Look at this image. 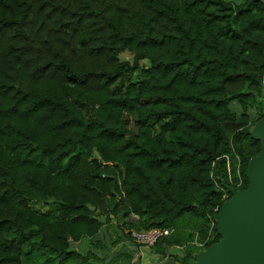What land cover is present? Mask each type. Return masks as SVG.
<instances>
[{"label":"trees","instance_id":"16d2710c","mask_svg":"<svg viewBox=\"0 0 264 264\" xmlns=\"http://www.w3.org/2000/svg\"><path fill=\"white\" fill-rule=\"evenodd\" d=\"M263 118L264 0H0V264H110L113 219L193 264Z\"/></svg>","mask_w":264,"mask_h":264},{"label":"water","instance_id":"95a60500","mask_svg":"<svg viewBox=\"0 0 264 264\" xmlns=\"http://www.w3.org/2000/svg\"><path fill=\"white\" fill-rule=\"evenodd\" d=\"M261 152L251 159L246 190L223 183L232 196L215 216L221 240L195 255L194 264H264V118L251 132Z\"/></svg>","mask_w":264,"mask_h":264},{"label":"crops","instance_id":"0c3cea01","mask_svg":"<svg viewBox=\"0 0 264 264\" xmlns=\"http://www.w3.org/2000/svg\"><path fill=\"white\" fill-rule=\"evenodd\" d=\"M138 220L137 216H132L131 221ZM118 223L121 225L119 226ZM122 219H113V222L110 226H106L103 230L101 235L99 236V240L102 241V238H105L107 236L106 232L109 229V227H112L114 231L117 233L118 237L116 240H120L116 255H112L115 257H119L117 259V262L119 264H128L127 258L128 255H132L134 258L131 259V264H182V262L178 261V258H183L186 255L185 252V242L187 239L186 231L182 229L179 233H177L176 238L179 239V243L173 246L166 247L164 250L166 251V256H163L160 254L159 249L162 248L160 245L155 246L152 248H144L139 247L138 245H135L131 243L130 241L125 240L123 237V225ZM189 224V223H188ZM190 224L195 225L194 229L197 231L198 229V222H190ZM187 225V223H185ZM188 228V226H186ZM128 231H125L127 233ZM116 235V236H117ZM196 240V238H195ZM131 247H134L135 250H130ZM113 249V248H112ZM112 253V252H111ZM110 253V254H111ZM126 259V261H125Z\"/></svg>","mask_w":264,"mask_h":264},{"label":"rangeland","instance_id":"374dc122","mask_svg":"<svg viewBox=\"0 0 264 264\" xmlns=\"http://www.w3.org/2000/svg\"><path fill=\"white\" fill-rule=\"evenodd\" d=\"M227 1H229V2H231V1L232 2H240V0H227ZM120 59L122 61L132 62L133 61V55L128 53V52H126V53H123L120 56ZM143 64L147 65L148 63L144 62ZM31 206H32V208L34 210L39 211V212H45L46 210H48V206L45 205L42 202H34ZM188 221H189V217H186L184 220H182V223L183 224H185V223L188 224ZM186 230H187V235H190L193 232L192 228H186ZM106 234H107V236L105 238H102V247L103 248L101 250L96 249V244H95L96 241H97L96 238L92 239V240L91 239H84L80 243H74L72 245V248H74V249H76L79 252L84 253V254H87L90 250H92L94 253L96 252V254H99L100 257H105V256L109 255L111 252H112V255H116L117 254V250H118V247H117L118 245H115L113 247V249H112V245L111 244H112L113 241H115L117 239L118 235H117V233L114 231V229L112 227H109V229L107 230ZM195 243L197 244L198 242L195 241ZM198 247L202 248L200 246H198ZM133 249L135 250L134 247L130 248V250H133ZM195 255H194V257H195ZM118 258L119 257L113 258V257H111V254H110L107 257V260H111L110 264H119L117 262ZM125 261H126V259H125ZM128 263H130V261H128ZM23 264H45V259L41 258V259H38V260H36V259L35 260H24ZM47 264H60V262L57 261V260H54L53 262H49ZM95 264H97V262H95Z\"/></svg>","mask_w":264,"mask_h":264},{"label":"built area","instance_id":"2783aa9c","mask_svg":"<svg viewBox=\"0 0 264 264\" xmlns=\"http://www.w3.org/2000/svg\"><path fill=\"white\" fill-rule=\"evenodd\" d=\"M237 174H238V180L236 182L233 181L232 175L231 174L229 175L230 182L236 184V187H232V186L230 187L237 190H241L240 187L243 185V179L241 176L240 168L238 169ZM222 190L227 192L225 188H222ZM228 195L229 193L224 196V199L226 201L229 200ZM219 211H220L219 209H216L214 212V217H211L213 225H214V220L216 221L215 216L219 213ZM173 233L174 230L172 229L155 227L149 230H140V231L132 230L130 232V236L134 244L138 245L139 247L152 248L158 243L160 239L165 237H170ZM206 243L207 241L205 243H197L196 245L200 247H204Z\"/></svg>","mask_w":264,"mask_h":264},{"label":"bare ground","instance_id":"6f19581e","mask_svg":"<svg viewBox=\"0 0 264 264\" xmlns=\"http://www.w3.org/2000/svg\"><path fill=\"white\" fill-rule=\"evenodd\" d=\"M230 195V194H229ZM231 196V195H230ZM232 197V196H231Z\"/></svg>","mask_w":264,"mask_h":264}]
</instances>
